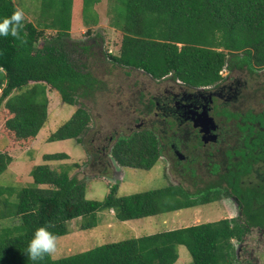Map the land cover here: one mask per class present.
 Instances as JSON below:
<instances>
[{
    "label": "trees",
    "instance_id": "16d2710c",
    "mask_svg": "<svg viewBox=\"0 0 264 264\" xmlns=\"http://www.w3.org/2000/svg\"><path fill=\"white\" fill-rule=\"evenodd\" d=\"M96 1L84 0L87 22L90 15L95 21L90 10ZM41 4L43 13L53 17L45 27L54 28L55 35L46 37L36 23L23 19L18 36L0 37V108L4 105L11 113L3 130L11 138L7 149L25 145L44 126L49 87L60 93L64 103L74 105L101 83L82 59L85 53L96 55L94 45L70 40L73 0ZM17 9L14 0H0V18ZM117 10L125 25L120 53L107 55L115 64L141 69L157 79L171 74L190 87L220 83L224 68L264 69V0H120ZM250 118L256 120L255 115L243 116ZM90 120V113L78 107L48 140L74 138L81 143ZM162 152L158 133L144 128L118 137L110 149L119 165L146 170ZM238 153L240 161L229 167L235 176H227L226 185L211 182L197 192L168 185L119 195L116 183L103 200L88 199L86 182L71 176L68 168L37 164L30 186L0 185V219H20L0 229V264H175L180 245L187 247L193 264H235L239 258L233 240L242 242L251 227L264 229V181L242 182L252 166L243 151ZM68 157L66 152L44 155L46 160ZM12 159L0 151V174ZM111 164V159L104 162V175ZM222 195L238 197L241 219L220 218L108 242L60 258L45 254L33 261L25 253L41 225L49 224L58 237L67 234L68 222L79 217L85 218L82 229L93 228L100 211L114 210L119 220H131L203 205Z\"/></svg>",
    "mask_w": 264,
    "mask_h": 264
},
{
    "label": "rangeland",
    "instance_id": "374dc122",
    "mask_svg": "<svg viewBox=\"0 0 264 264\" xmlns=\"http://www.w3.org/2000/svg\"><path fill=\"white\" fill-rule=\"evenodd\" d=\"M14 2L19 9L23 10L24 19L36 23L44 30L46 37L55 35L54 28L45 27L46 23H51L53 17L49 12L43 13L42 0H14ZM119 4L120 0L96 1L90 10L95 21L90 15L87 22L83 12L84 0H73L70 40L94 45L92 50L96 52V55L85 53L82 59L86 61L89 70L101 80V83L91 94L78 97L74 105L64 103L57 90L50 87L47 89L48 117L43 129L50 134L55 132L70 118L75 109L84 107L90 113L91 120L88 128L80 135L83 142L78 143L74 138L49 141L42 134L36 138L35 146H32L30 150H26L23 144H19L20 147L7 149L11 138L5 132V120L11 116V113L2 105L0 151L12 154L13 159L7 169L0 174V185L13 186L17 189L30 186L34 181L31 171L37 165L36 163H45L57 170L63 167L68 168L71 176L77 175L86 182V197L94 200H103L110 191L111 185L116 183L118 184L117 193L126 195L168 185L197 192L212 180L213 177L209 174L205 163L199 165L200 169L196 174H191L183 168L186 163L176 164L167 146L165 148L162 146V149L168 152V158L161 155L156 164L148 170L121 166L111 157L110 149L118 137L131 134L136 129L155 128L152 122L159 119L163 121V116L154 114L153 105L148 106L149 114L147 115L148 97L161 83L168 86L171 83H177L173 76L168 75L159 80L153 79L141 69L115 64L107 58L108 54L117 55L121 51L125 24L118 17ZM89 28L91 30L87 32ZM40 42H44L43 38ZM255 68L256 70L252 72L245 69L230 73L249 82L247 89L243 92L251 96L252 100L248 99L245 106L258 105L260 91L255 94L257 87H260L264 94V69L259 66ZM229 70V68L223 69L222 81L227 78ZM169 120L170 118L167 117V123ZM163 127L169 129L170 126L164 123ZM154 130L158 135L161 133V128ZM56 152H66L69 157L60 160L44 158L45 154ZM201 158L199 157V160ZM109 159L112 164L108 174L104 175L102 173L104 162ZM215 170L216 167H213V171ZM238 207L234 199L222 195L220 199L203 205L131 220H119L115 212L111 210L100 211L98 224L90 229L81 228L85 218L79 217L69 221V232L57 237V248L51 255L53 258H60L108 242L198 224L197 218L199 223L230 218L237 213ZM238 218L241 219V216ZM19 221V218L13 217L0 219V229L4 226H13ZM233 242L237 248L238 262L264 264V229L251 227L242 242L239 243L236 240ZM178 250L177 264H193L192 256L186 246L180 245Z\"/></svg>",
    "mask_w": 264,
    "mask_h": 264
},
{
    "label": "flooded vegetation",
    "instance_id": "af4514ba",
    "mask_svg": "<svg viewBox=\"0 0 264 264\" xmlns=\"http://www.w3.org/2000/svg\"><path fill=\"white\" fill-rule=\"evenodd\" d=\"M233 71L239 70H229L224 81L210 86L190 87L179 79L170 86L161 83L148 97L147 115L148 106L153 105L154 114L164 117L163 121L159 119L152 122L155 128L151 129L161 128V148L167 146L176 164L186 163L183 168L191 174H196L199 165L205 163L213 177L209 183L226 185L225 178L235 176L229 167L240 161L242 155L238 151H243L252 168L242 182L259 185V181H264V94L257 87L255 94L260 91L258 105L245 106V102L251 98L243 92L249 82L230 74ZM248 114L255 115L256 120H243V116ZM167 117L170 118L168 123ZM164 123L172 131L163 127ZM162 155L168 158V152L164 150ZM199 157L202 158L199 160ZM213 167H216L215 171ZM226 197L234 199L239 206L232 217H242L238 197Z\"/></svg>",
    "mask_w": 264,
    "mask_h": 264
},
{
    "label": "clouds",
    "instance_id": "9594fccd",
    "mask_svg": "<svg viewBox=\"0 0 264 264\" xmlns=\"http://www.w3.org/2000/svg\"><path fill=\"white\" fill-rule=\"evenodd\" d=\"M24 12L17 9L10 16L0 18V37L18 36L23 25ZM50 225L37 227L28 242L25 253L33 261L42 260L45 254L51 255L57 248V235L50 230Z\"/></svg>",
    "mask_w": 264,
    "mask_h": 264
},
{
    "label": "crops",
    "instance_id": "0c3cea01",
    "mask_svg": "<svg viewBox=\"0 0 264 264\" xmlns=\"http://www.w3.org/2000/svg\"><path fill=\"white\" fill-rule=\"evenodd\" d=\"M55 32H56V30H55ZM70 32H71V29H70ZM75 111V110H74ZM61 126V125H60ZM45 135V139L46 138H49V136H50V133H48V131H45L44 129H43V127L39 130V132H38V134L31 140V141H29L28 143H26L25 145H22V146H24V148L26 149V150H30V148H32V146L34 147L35 146V141L37 140L36 138H39L41 135ZM30 144H31V146H30ZM20 147V146H19ZM5 151V150H4ZM12 157H13V155L12 154H10ZM36 164H38V163H36ZM9 166V165H8ZM176 211H178V210H176ZM111 212H114V210H111ZM199 218H197V221H198V223H199V220H198ZM177 262H178V260H177ZM177 262H176V264H177Z\"/></svg>",
    "mask_w": 264,
    "mask_h": 264
},
{
    "label": "water",
    "instance_id": "95a60500",
    "mask_svg": "<svg viewBox=\"0 0 264 264\" xmlns=\"http://www.w3.org/2000/svg\"><path fill=\"white\" fill-rule=\"evenodd\" d=\"M212 119V121H213V118H211ZM213 128H214V126H213ZM213 139L215 138V136L214 137H212Z\"/></svg>",
    "mask_w": 264,
    "mask_h": 264
},
{
    "label": "built area",
    "instance_id": "2783aa9c",
    "mask_svg": "<svg viewBox=\"0 0 264 264\" xmlns=\"http://www.w3.org/2000/svg\"><path fill=\"white\" fill-rule=\"evenodd\" d=\"M221 73H222V71H221Z\"/></svg>",
    "mask_w": 264,
    "mask_h": 264
}]
</instances>
